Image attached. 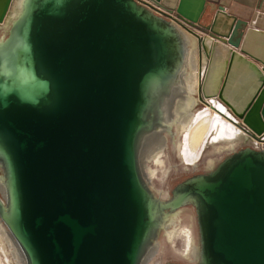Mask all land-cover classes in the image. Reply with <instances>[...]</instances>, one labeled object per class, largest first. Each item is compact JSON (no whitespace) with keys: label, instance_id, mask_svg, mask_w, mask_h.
Wrapping results in <instances>:
<instances>
[{"label":"water","instance_id":"1","mask_svg":"<svg viewBox=\"0 0 264 264\" xmlns=\"http://www.w3.org/2000/svg\"><path fill=\"white\" fill-rule=\"evenodd\" d=\"M148 1L177 23L135 0H21L1 36L0 221L26 264H141L187 205L198 234L191 264H264V151H232L167 200L139 164L183 66L182 28L207 58L200 95L264 132V31L234 39L223 6L201 25L206 0ZM0 2L1 24L11 0ZM219 18L231 20L222 31Z\"/></svg>","mask_w":264,"mask_h":264},{"label":"bare ground","instance_id":"2","mask_svg":"<svg viewBox=\"0 0 264 264\" xmlns=\"http://www.w3.org/2000/svg\"><path fill=\"white\" fill-rule=\"evenodd\" d=\"M20 8L21 0H11L4 20L0 24V31H2V34L6 32L9 25L16 19ZM223 22L224 21L219 18L217 22V28L227 27V24ZM181 31L186 41V52L184 54L183 66L178 74L176 84L173 85L168 97L164 99L162 104L163 125L145 134L141 139L139 147V164L142 176L147 185H152V178L156 175L157 171L151 170V168L148 167L146 163L149 161L156 166H163L161 153L167 150L169 147V138L165 131L169 130L171 127H175L176 131V133L175 131H172V139H174L175 151L179 146V141L176 139V137L178 136L179 138V135H182V138L184 139V137L187 135L188 157L191 159L195 156L196 149L203 138V134L206 133V131H209L207 140H209L210 143L218 141L231 142L242 135L233 125L225 121L222 118L221 113L215 109V107H217V109L220 111H224L226 109L218 102L213 101L215 106L213 117L214 120L210 125L207 118H199L194 112H192L194 104L192 95L196 93L197 90L199 92L201 83L200 81H202L203 72H205L207 58L205 53L202 50H199L197 38L190 34L185 28H182ZM205 41L210 43L212 40L205 37ZM183 139L179 148L180 157L182 156L181 159L186 158L185 153L182 155V147L184 143ZM214 166V164H210L207 166V169H211ZM158 194L161 196L162 192H158ZM0 195V198L3 200L5 198V188L2 177H0ZM178 213V211L175 212L165 223V237L167 241L172 244L177 237H185L186 242L183 255L190 262H196L199 256L198 245L195 244L190 232L182 227L180 219L178 218ZM0 249L3 255L5 253V255H9L10 257V261H7V264H26L21 249L1 221ZM159 251L160 243L159 241H156L146 251L142 258L141 264H151Z\"/></svg>","mask_w":264,"mask_h":264},{"label":"rangeland","instance_id":"3","mask_svg":"<svg viewBox=\"0 0 264 264\" xmlns=\"http://www.w3.org/2000/svg\"><path fill=\"white\" fill-rule=\"evenodd\" d=\"M1 35H3L2 31H0V36ZM239 37H241V31L235 32L234 39H237ZM192 99L194 100L192 112H194L199 118H207L209 121V125L212 124L214 120V107L212 108L209 105H207V107H204L195 99V97H193V95ZM172 130L175 131V127ZM207 135H209V131H206V133L203 134V138L196 149L195 156L192 159L188 157L187 135L184 137V139L182 138V135H179V138L178 136L176 137V139H178L179 141V146L176 151L174 149V139L167 135L169 138V147L167 150L161 153L163 166H156L149 161H147L146 163V165L150 167L151 170L157 171L156 175L152 178V185H149V187L155 193V195L158 196V198H160L161 200H167L170 197L171 190L175 185L192 175L207 172L208 169L206 165L208 160L213 159L215 161V164H217L232 151L239 150L249 145L245 141L238 140L240 139V137L234 139L238 141H218L210 143L209 140H207ZM182 139L184 142L182 147V155L185 153V159H181L182 156L180 157L179 148ZM158 192H162V195L160 196ZM178 212V218L180 219L181 225L185 228H190V231L196 241V245H198V234L194 209L192 208V206L187 205L179 209ZM157 241H159L160 243V251L151 264H166L168 262L183 264L192 263L183 255L186 242L185 237H177L172 244L167 241L165 237V231L162 230L158 235ZM7 261H10L9 255H5V253L3 255V253L0 251V263L7 264Z\"/></svg>","mask_w":264,"mask_h":264},{"label":"crops","instance_id":"4","mask_svg":"<svg viewBox=\"0 0 264 264\" xmlns=\"http://www.w3.org/2000/svg\"><path fill=\"white\" fill-rule=\"evenodd\" d=\"M206 2L209 6L201 20V25H209L218 7L223 6L225 13L236 20V31H241V35L249 27L264 31V0H206ZM230 22L231 20H227L223 23ZM218 30L222 31L223 28ZM196 33L201 35L200 32L196 31Z\"/></svg>","mask_w":264,"mask_h":264},{"label":"built area","instance_id":"5","mask_svg":"<svg viewBox=\"0 0 264 264\" xmlns=\"http://www.w3.org/2000/svg\"><path fill=\"white\" fill-rule=\"evenodd\" d=\"M137 3L144 5L145 7L149 8L154 14L161 16L169 21H172L174 23H177L175 20V16L173 14H169L167 11L162 10L161 8L154 6L153 4H151L148 0H135ZM183 25H185L186 27L190 28L189 26H187L186 24L183 23ZM191 29V28H190ZM204 75V72H203ZM203 77V76H202ZM193 97H195V99L204 107H207V105H209L210 107H215L213 104V101L218 102L220 104H222L226 109H227V113L226 111H220L217 109V107H215V109L217 111H219L221 113L222 118L227 121L229 124L233 125L237 130H239V132L242 134V138L240 139V141H245L246 143H248V146L245 147H249L252 148L254 150L257 151H264V132L261 133L260 135L255 134L252 130H250L241 119L236 118L231 111L223 104L221 103L217 97H212V98H204L200 95V93L197 92L193 94ZM231 116H230V115ZM235 145V144H234Z\"/></svg>","mask_w":264,"mask_h":264},{"label":"flooded vegetation","instance_id":"6","mask_svg":"<svg viewBox=\"0 0 264 264\" xmlns=\"http://www.w3.org/2000/svg\"><path fill=\"white\" fill-rule=\"evenodd\" d=\"M241 138H242V135L240 136V139H241ZM240 139H238V140H240ZM238 140H234V141H238ZM234 143H235V142H234ZM233 145H234V144H233ZM233 145H232V146H233ZM210 164H214V165H216V164H215V161H214L213 159L207 161V165H206V167L209 166ZM182 227H184V226H182ZM184 228H185V227H184ZM185 229H187V231H189V232H190V235L193 237V235H192V233H191V231H190V228H187V227H186ZM193 239H194V237H193ZM194 241H195V239H194ZM195 244H196V241H195Z\"/></svg>","mask_w":264,"mask_h":264}]
</instances>
